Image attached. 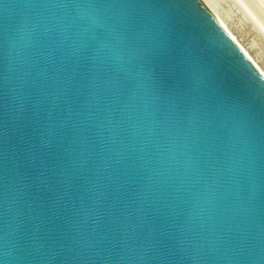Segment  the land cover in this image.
Segmentation results:
<instances>
[{"label":"water","instance_id":"95a60500","mask_svg":"<svg viewBox=\"0 0 264 264\" xmlns=\"http://www.w3.org/2000/svg\"><path fill=\"white\" fill-rule=\"evenodd\" d=\"M0 264H264V79L198 0H0Z\"/></svg>","mask_w":264,"mask_h":264},{"label":"rangeland","instance_id":"374dc122","mask_svg":"<svg viewBox=\"0 0 264 264\" xmlns=\"http://www.w3.org/2000/svg\"><path fill=\"white\" fill-rule=\"evenodd\" d=\"M264 66V0H211Z\"/></svg>","mask_w":264,"mask_h":264},{"label":"bare ground","instance_id":"6f19581e","mask_svg":"<svg viewBox=\"0 0 264 264\" xmlns=\"http://www.w3.org/2000/svg\"><path fill=\"white\" fill-rule=\"evenodd\" d=\"M206 11L212 16L216 23L222 28L226 35L232 40L240 52L247 58L250 64L255 68V70L262 76L264 79V66L261 64L260 60L252 53L250 48L243 37H240L239 34L234 29V26L229 23L227 17L216 9V5L212 3L211 0H198Z\"/></svg>","mask_w":264,"mask_h":264}]
</instances>
